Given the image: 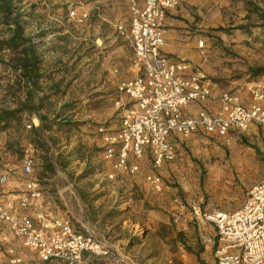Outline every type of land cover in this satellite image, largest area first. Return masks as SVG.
I'll list each match as a JSON object with an SVG mask.
<instances>
[{
  "label": "rangeland",
  "instance_id": "1",
  "mask_svg": "<svg viewBox=\"0 0 264 264\" xmlns=\"http://www.w3.org/2000/svg\"><path fill=\"white\" fill-rule=\"evenodd\" d=\"M18 5L26 13L25 35L39 41L42 89L35 98L41 115L48 117L47 128L34 132L26 128L33 113L16 115L10 128L1 131L0 162L18 167L26 145L38 142L35 175L44 187L49 212L101 240L113 258L144 264H215L207 243L214 227L203 215L240 208L250 188L264 179L261 133H245L229 145L201 132L180 140L177 159L162 169L161 193L144 181L148 158L138 176L117 173L109 179L112 165L98 127H118L116 82L132 76L131 42L118 33L120 23L129 28V6L122 0H19ZM81 7L90 9L91 16H83ZM193 11L190 27L198 48L191 61L216 91L246 95L248 87L264 82V74L252 71L264 68V0H205ZM41 33L44 36L35 37ZM3 63L0 108H15L27 91L24 81L12 84L17 74ZM8 86L15 97L9 96ZM16 252L20 264H44L27 249L17 247ZM4 259L0 264H9Z\"/></svg>",
  "mask_w": 264,
  "mask_h": 264
},
{
  "label": "built area",
  "instance_id": "2",
  "mask_svg": "<svg viewBox=\"0 0 264 264\" xmlns=\"http://www.w3.org/2000/svg\"><path fill=\"white\" fill-rule=\"evenodd\" d=\"M122 1L131 6L132 18L128 29L119 25L118 30L131 41L137 74L117 84L118 127H98L105 157L112 165L109 179L117 173L138 176L142 161L148 158L144 181L161 193V171L177 159L180 140L201 132L229 145L253 130L264 139V82L248 87L246 95L217 92L197 63L164 51L168 12L186 0H140L142 5L137 0ZM199 47H204V41ZM192 106L194 112L189 111ZM38 125L35 116L26 128ZM35 150L27 144L18 167L0 162V259L20 264L22 258L12 246L18 242L43 263L144 264L113 258L101 240L76 230L68 218L49 212L44 187L35 175ZM8 185L12 189L6 195ZM203 216L214 227L207 243L215 264H264V179L250 188L240 208Z\"/></svg>",
  "mask_w": 264,
  "mask_h": 264
},
{
  "label": "trees",
  "instance_id": "3",
  "mask_svg": "<svg viewBox=\"0 0 264 264\" xmlns=\"http://www.w3.org/2000/svg\"><path fill=\"white\" fill-rule=\"evenodd\" d=\"M19 0H0V63L9 65L11 69L16 72L17 78L12 84H19L24 81V87L27 91L26 98L19 101V105L15 108H0V131L10 128V120L22 112H29L34 114L40 121L38 126H33L32 131H44L46 127L47 115H41L39 112V102L35 96L42 89L39 86L40 54L38 51V43L34 39L25 35V14L22 7L18 5ZM44 35H35V37H42ZM4 55L8 56L4 60ZM3 63V64H4ZM255 74H264V68L252 69ZM9 87V86H8ZM9 96L15 97L10 93L11 88L7 90ZM18 91V90H17ZM45 99H48L45 98ZM56 122V121H55ZM30 144L36 149L39 146L38 142L33 139ZM45 146L43 143L40 145ZM47 160V159H46ZM37 162V160H36ZM49 165V164H48ZM36 166V165H35ZM46 168L52 170L49 165ZM40 180V179H39ZM202 262V261H201ZM55 262H45L44 264H51ZM203 264V262H202Z\"/></svg>",
  "mask_w": 264,
  "mask_h": 264
},
{
  "label": "crops",
  "instance_id": "4",
  "mask_svg": "<svg viewBox=\"0 0 264 264\" xmlns=\"http://www.w3.org/2000/svg\"><path fill=\"white\" fill-rule=\"evenodd\" d=\"M139 5H142V2L140 0H137ZM208 2V0H206ZM126 5L129 6L130 11H131V18H132V8L128 3H125ZM203 5L205 4V0H186L182 3H180L176 8L171 9L168 12V16L166 19V31H165V46H164V51L175 57V58H179V59H183V60H193L196 58V52H197V48H198V43L193 39V32H192V28L190 27V23L193 20V7H196L197 5ZM83 11V16H91V11H89L90 9L86 8V7H81ZM100 16V15H99ZM130 18V21H131ZM87 20V19H86ZM120 25H123V23H120ZM124 26V25H123ZM118 33L120 34V37H125L128 38L126 33H122L120 31H118ZM131 42V41H130ZM133 50V49H132ZM133 60V57H132ZM129 70L130 72H132V76L129 78H125V79H121L119 81H123V80H128L131 79L133 77H135L136 70L135 68L132 66V62L129 66ZM118 81V82H119ZM116 84H118L116 82ZM195 107L192 106L189 108V111H193L194 112ZM255 131V130H253ZM162 173H164V171H161ZM12 185V184H10ZM8 185L4 188L6 195L9 194L11 191H9L11 188V186ZM12 246H16L20 247L18 242H14Z\"/></svg>",
  "mask_w": 264,
  "mask_h": 264
}]
</instances>
